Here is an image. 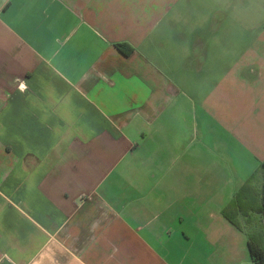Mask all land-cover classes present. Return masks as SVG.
Wrapping results in <instances>:
<instances>
[{
	"label": "crops",
	"instance_id": "obj_1",
	"mask_svg": "<svg viewBox=\"0 0 264 264\" xmlns=\"http://www.w3.org/2000/svg\"><path fill=\"white\" fill-rule=\"evenodd\" d=\"M263 164L264 0H0V264H252Z\"/></svg>",
	"mask_w": 264,
	"mask_h": 264
},
{
	"label": "trees",
	"instance_id": "obj_2",
	"mask_svg": "<svg viewBox=\"0 0 264 264\" xmlns=\"http://www.w3.org/2000/svg\"><path fill=\"white\" fill-rule=\"evenodd\" d=\"M115 48L125 56L132 52V48L126 44H115ZM250 184H260L257 214L261 217V223L258 232L248 236L247 252L252 264H264V164L250 177L245 189H248ZM238 202L237 197V200L225 209L224 215L227 218L238 209Z\"/></svg>",
	"mask_w": 264,
	"mask_h": 264
}]
</instances>
